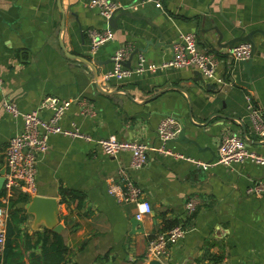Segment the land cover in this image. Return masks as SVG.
<instances>
[{
	"label": "crops",
	"instance_id": "crops-1",
	"mask_svg": "<svg viewBox=\"0 0 264 264\" xmlns=\"http://www.w3.org/2000/svg\"><path fill=\"white\" fill-rule=\"evenodd\" d=\"M88 1L0 0V77L4 81L0 88V178L6 171L8 142L23 127L22 117L5 110V99L14 101L22 112L36 109L46 95L87 99L93 114L84 115L75 101L62 121L64 127L75 123L93 139L115 136L150 145L160 143L158 125L165 116H172L180 129L185 125L187 138L176 137L166 146L183 157L152 149L147 165L131 171L153 206L135 227L131 220L136 217V204L119 202L108 190L119 167L130 163V152L112 156L94 141L50 135L49 149L37 165L38 194L58 200L59 222L64 226L59 232L69 247L67 258L76 264H146L149 238L180 225L187 233L169 245L163 258L166 264H264V193L247 192L256 181L264 182V163L216 162L225 132L239 134L251 151L264 157V136L252 130L247 100L251 94L264 114V0H114L122 6L114 14L115 27ZM90 28L114 32L94 53ZM253 30V65L245 71L228 50L232 38ZM187 32L197 34L201 50L219 53L216 75L221 81L194 80V67L146 70L123 80L102 79L119 48L130 44L139 50L130 66L137 65L140 54L148 63L161 64L173 57L175 44ZM61 43L68 52L95 62L100 85L110 93L97 87L92 67L67 55ZM49 115L43 111L45 118ZM191 159L209 165L205 168ZM61 187L80 196L63 200ZM2 198L0 204H4ZM9 203L10 199L8 207ZM25 204H17L23 208L19 216L26 219L16 226L12 239L24 253L25 264H31L30 247L47 227L36 222ZM10 217L7 233L9 223L10 229L15 226ZM171 222H175L173 227H167ZM103 255H107L104 261L99 259Z\"/></svg>",
	"mask_w": 264,
	"mask_h": 264
},
{
	"label": "built area",
	"instance_id": "built-area-1",
	"mask_svg": "<svg viewBox=\"0 0 264 264\" xmlns=\"http://www.w3.org/2000/svg\"><path fill=\"white\" fill-rule=\"evenodd\" d=\"M143 3V2H142ZM161 6L160 2H156ZM89 7L97 8L102 16L110 19L122 6L114 0H89ZM133 8L137 9L138 6ZM91 50L96 52L100 45L110 40L114 36L111 28L98 29L90 28L88 31ZM134 47L128 44L119 48L113 55L112 68L105 71L102 79L123 80L135 74H141L146 70L154 71L167 67L184 68L194 67L198 69L204 79L221 81L216 72L219 67V53L215 51L201 50L197 43V34L187 32L181 34V39L174 46L173 57L161 64L148 63L145 57L140 54L139 62L136 66H126L124 62L130 58ZM252 54V44L248 41H241L228 50V55L234 61L248 59ZM3 78L0 77V88L3 86ZM248 109L252 130L260 136H264V114L255 105L251 94L247 95ZM80 103L83 114H93V105L87 99H61L59 97L46 95L38 107L33 111L22 112L14 101L5 99L4 108L13 116H20L23 119L22 130L10 138L5 150V179L3 195L4 204H0V254L5 249L7 238V224L9 220L8 199L15 196L16 192H24L30 196L38 194L37 165L41 157L49 149V137L52 133H61L74 138H81L87 141H94L103 151L112 156H116L121 151H129L131 155L130 163L127 166H120L115 178H111L108 190L119 202L134 203L137 206L135 216L142 220L153 211L151 202L144 197V189L135 181L131 175L132 170L145 167L148 163V151L156 150L163 154L183 157L180 153L174 152L166 146L167 141L177 137L180 124L175 117L165 116L158 125V136L160 143L150 145L143 140H121L115 136L93 139L88 133L73 123L71 127H64L62 121L67 110L73 102ZM43 111H49L48 118L43 116ZM84 114V115H85ZM198 165L208 167V163L191 159ZM245 160H257L264 163V157L251 151L247 141L237 133L225 132L220 139L218 146V157L216 162L230 165L232 163L243 162ZM247 192L257 196L264 193V182L256 181ZM192 202L188 203V208L192 209ZM187 230L183 226H175L167 231L157 233L149 238L144 261L151 258L162 259L168 252L171 243L183 238ZM0 264L2 262L0 261Z\"/></svg>",
	"mask_w": 264,
	"mask_h": 264
},
{
	"label": "trees",
	"instance_id": "trees-1",
	"mask_svg": "<svg viewBox=\"0 0 264 264\" xmlns=\"http://www.w3.org/2000/svg\"><path fill=\"white\" fill-rule=\"evenodd\" d=\"M228 76V73L225 76ZM226 78V77H225ZM63 200H68V197H79L80 194L74 190L61 187L60 189ZM5 194V189L2 188L0 190V196ZM14 197L10 198L9 203V214L10 218L14 220L15 226L13 229H10V223L8 227L7 240L5 243V249L2 254H0V261L3 264H25L24 261V253L22 252L19 245L13 244L12 236L16 233V226L19 223L23 222L26 218L23 216H19L22 212L23 208L18 207L17 204L19 202H27L30 199V195L20 192L18 193V197L14 199ZM175 222H171L167 227H173ZM20 229V227H19ZM152 237V236H151ZM150 237V238H151ZM38 247L41 250H38ZM32 253L29 255V259L31 264H76L67 258V254L69 253V247L65 243V239L62 233L52 230L50 228H46L42 232H38V238L35 241L34 245H32ZM107 255H103V257L99 258L104 261V258Z\"/></svg>",
	"mask_w": 264,
	"mask_h": 264
},
{
	"label": "water",
	"instance_id": "water-1",
	"mask_svg": "<svg viewBox=\"0 0 264 264\" xmlns=\"http://www.w3.org/2000/svg\"><path fill=\"white\" fill-rule=\"evenodd\" d=\"M59 4H60V2H59ZM109 21H110V24L115 27L116 23H117V17L113 16L109 19ZM254 34H255V30L250 31L247 34L239 35L235 38H232L230 41L231 47H233L234 43L241 42V41H248L252 44L251 56L248 59L241 61L245 67V71H248L249 68L253 65V55H254V51L256 49V41L254 40ZM159 44L160 43L158 41L155 42V46L158 47V46H160ZM61 45H62V47L65 50L67 55H69L70 57H73V58H79V59L85 61V63L89 64L92 67L93 72L95 74L97 87L101 91H103V93H110L109 91L102 89V87L100 85L101 83L99 80V75H98V72L96 69V64L93 60L87 59V58L79 56V55H74V54H72L66 50L63 43H61ZM225 46H227V45H225ZM143 50L144 49L140 48V51H143ZM138 51L139 50L136 48L133 49L132 53L130 54V58H128L124 62V64L126 66H130L131 58ZM109 60L113 61L112 58ZM97 63H100V62H97ZM195 73H196L197 77L194 80H203L204 79L201 72L198 69L195 70ZM221 116L223 118L233 117V116H228L225 114H222ZM185 132H186L185 125H183V126H181V129L178 132L177 137L181 138V136H184V137H182L183 139L187 138L185 135ZM4 179H5V171L3 173V176L0 178V185L1 186L4 183ZM25 207L29 213H32L35 216L36 222H38V223L44 222L47 228L53 229V230L58 231V232L63 229V227H64L63 224L59 222V203H58V200L56 197L36 194V195L31 196L30 200L26 202ZM131 222L133 224V227L142 223L141 220L137 219L136 217H133ZM142 231H143V229H142ZM146 264H166V263L162 259L151 258L148 262H146Z\"/></svg>",
	"mask_w": 264,
	"mask_h": 264
}]
</instances>
